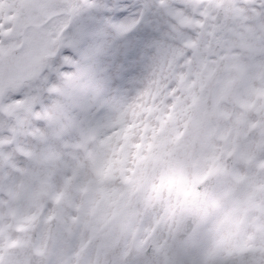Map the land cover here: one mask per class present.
Wrapping results in <instances>:
<instances>
[{
  "label": "snow or ice",
  "instance_id": "obj_1",
  "mask_svg": "<svg viewBox=\"0 0 264 264\" xmlns=\"http://www.w3.org/2000/svg\"><path fill=\"white\" fill-rule=\"evenodd\" d=\"M0 264H264V0H0Z\"/></svg>",
  "mask_w": 264,
  "mask_h": 264
}]
</instances>
